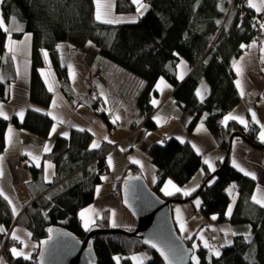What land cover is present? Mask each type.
Returning <instances> with one entry per match:
<instances>
[{
  "label": "trees",
  "instance_id": "trees-1",
  "mask_svg": "<svg viewBox=\"0 0 264 264\" xmlns=\"http://www.w3.org/2000/svg\"><path fill=\"white\" fill-rule=\"evenodd\" d=\"M146 1L150 9L136 22L107 23L96 19V0H2L1 14L5 24L18 20L24 25L22 32L16 31L12 36L21 39L24 34L33 35L30 100L43 107H50L54 100V92L49 91L44 75L47 60L42 54L43 49L50 56L51 66L65 97L71 102L89 104L111 126L108 114L103 112L105 105L104 109L99 107V98L80 99L75 95L70 87L68 70L62 65L57 48V45L66 42L74 49H81L91 41L99 47L102 58L145 84L138 101L140 115L147 119L145 127L148 130L158 127L150 116L155 110L150 97L158 80L164 77L175 89L176 102L184 111L194 115L190 131L199 121L205 120L211 132L219 137L225 152L230 146V137L236 132L255 147L264 149V143L257 141L256 130L246 131L235 122L228 123L227 127L223 124L222 128L218 124L241 103L233 63L245 51L241 44L252 45L257 35L262 36L258 26L252 27L254 12L249 9V15L242 16V12L231 9L232 3L238 0ZM136 8L132 0H115V9L120 15H132ZM221 8L225 10L221 11ZM5 29V26H0V101L8 102L11 80L6 82L1 79L3 56L8 50L9 38V31ZM181 60L193 68L190 76L183 81L177 77ZM203 79L209 83L211 94L200 102L196 90ZM54 122L50 115L31 108L26 110L23 122L17 116L11 120L0 117V154L6 150L7 130L11 123L18 129L49 139ZM80 129L78 126L70 127L68 137L58 136L50 154H44V161H50L55 166V178L51 183L44 177L43 165L30 168L34 176L30 189L33 191L35 187V198L17 220L11 205L4 196H0V225L7 230L14 225L27 229L37 242L32 258L24 260L12 256L10 241H5L4 234L0 233V241L4 244L2 254L8 264H38L40 245L52 235L54 229H69L78 237H85L89 232L84 229L79 213L94 203L95 190L103 182L101 177L109 173L107 154L113 145L107 141L99 148L90 150V145L96 141L94 135L87 129ZM150 157L165 173L161 175L158 187H153L154 191L163 199L175 197L185 200L181 194L163 196L159 187L166 177L184 186L203 166L202 157L188 143H181L175 138L165 144L152 145ZM223 162L219 161L217 165V182L211 187L206 184L201 194L204 200L201 209L207 217L216 215L221 223L248 224L252 230L251 242L244 239V234L236 235L232 243L221 250V256H211V259V250L199 247L197 254L200 264H264V208L252 201L257 182L236 170L230 161L222 167ZM136 173L138 177L142 176L132 165L117 181L116 192L119 195H123L122 180ZM211 174L207 170L206 177ZM233 183L239 187V200L229 217L225 213L232 199L225 189ZM103 215V219L98 220L93 228H110L109 215ZM49 229L52 231L49 232ZM192 242L186 241L193 248ZM91 245L99 259L97 264H116L115 256L121 257L120 264H135L132 256L145 250L152 256L145 264H164L160 256L137 238L101 234L93 238Z\"/></svg>",
  "mask_w": 264,
  "mask_h": 264
},
{
  "label": "crops",
  "instance_id": "crops-1",
  "mask_svg": "<svg viewBox=\"0 0 264 264\" xmlns=\"http://www.w3.org/2000/svg\"><path fill=\"white\" fill-rule=\"evenodd\" d=\"M254 2L259 3V0H254ZM108 4L112 10L111 16L114 15V12H116L114 10V0H99V3L96 2V14L99 7L102 5L107 6ZM248 8L255 14H264L257 13L255 9L250 7ZM135 14L136 13L132 15L125 14L126 16H123L121 20L126 22L138 20L139 16ZM105 17L108 18L109 15L107 14ZM15 21H12L11 24H13ZM0 23H2L3 26L6 25L4 20L3 22L0 21ZM11 24H9L10 28L12 26ZM16 28V31L22 32L24 30V25L21 23L16 24ZM15 32L9 31V38L7 42L8 50L5 53L6 55L3 56L4 70L2 72L1 79L6 82L7 80H11L9 87L10 96L8 102L0 101V103L3 104V111L10 117L9 120H11L14 116H17L20 119V117L17 115V113L20 111H23L25 114L27 109H38V112H43L46 114L51 113V118L56 117V119L53 120L55 121L54 124L57 125L56 132L53 133L49 139L41 138L35 133L28 132L21 128L18 129L13 123L9 125V127L12 128L14 135L10 145L8 143V139L6 140V150L4 153L0 154V157L3 158L2 161H0V168L3 170V175H0V189H3L4 195H6L10 200H12L13 204L16 205L18 212V214L14 216L16 220L23 212L24 206L30 204L35 198V187H33V191L30 189L32 187L31 184H33L34 181V176L32 175L30 168L36 163L32 157H40V166L43 165L44 175L45 177L46 175L48 177V179H45L47 182L51 183L55 178V166L52 168H47V171H45L46 165L43 156L44 154H50L55 144L54 141L58 136L61 135V132H68L70 127L78 126L80 128L90 130V132H92L94 135L95 140L97 137V129H99L104 135L103 138L99 140L101 144L107 141L114 142L111 143L113 146L109 149L107 154V157L110 155L112 158V166H110L108 170L109 173L104 176L107 177V179L103 180L102 184L98 185L100 186L99 195H97L95 190L96 199L94 203L85 209L89 210L86 213V216H94V214L98 212L99 215L103 217V214L108 211L111 218L112 213L115 212V221L118 227L123 225L128 228L130 226L126 224L127 211L123 203V198L116 192L118 183L117 181L127 173V170L130 168V166L133 165L137 167L139 173L142 174L145 181L148 182L151 188L158 187V184L161 181L160 175L162 174L163 176L165 174L163 169H160L150 157L152 145L165 144L166 142L172 140V138L177 139V137H179L180 139L177 140L180 142L183 140V143H188L192 147L193 145H196V147L200 149V154L198 155L202 157V160H204L205 157L210 158L213 161L216 169L218 168L217 165L220 161L219 158L223 157V161L225 160L226 152L220 145V139L217 135H214L211 132V129L209 128V125L206 124L205 120L199 121L192 131L189 130V126L192 123L194 115L184 111L183 108L180 107V105L176 102L174 99L175 89L172 84L164 77L163 79L165 83L161 84V90H156L155 88L151 92L152 95L150 97V102L153 98L158 101V104L155 106L151 103L155 107V110L150 115L158 127L157 129L148 130L145 127L147 119L140 115L141 107L139 106L138 101L139 93L141 90H143L145 84L139 78L127 72L128 74L126 73L125 75H128L127 79L130 81L129 85H131L129 86V91L127 88L124 89V86L120 84L118 85L116 83L117 77L115 74L108 71V68L115 66V64L105 62L104 58H102L100 54L99 47L95 43H92L91 45L88 44L86 47L81 49H74L66 42H62L59 44L61 45L59 52L61 55L62 65L68 70L70 87L73 88L75 95L80 97V99L99 98L100 105H98L103 109V106L105 105L106 108L103 112L108 114L107 118L110 119L112 123L111 126H109L110 124L101 118L100 115L97 114V112H95V110H93L89 104L78 101L71 102L65 97L64 93L62 92V88H60V81L58 77H55L56 75L54 69L50 63V56L47 58L44 75L47 79L49 87L51 86L54 92V100L50 107H43L33 103L30 100V75L32 69L31 45L33 35L24 34L25 36H23L21 39H15V37L12 36V33ZM261 35V46H258L255 43L254 47H251L249 51H244L236 61L243 67V74L242 76H238L235 71V80H241L245 95L241 96V103L230 112L233 115L243 116L249 122L248 130H256V133H258L257 141L259 142H261L259 139V132L261 131L260 125L254 124L252 122L251 112L248 110L251 109L252 111H255L261 124H264V30H261ZM13 56L15 59H13ZM182 61L183 60H181V62ZM181 62L177 68V77L179 81L187 79L193 72V68H191V66H189L186 61H183V63ZM68 65H72V68L75 72V80H73L69 74V69L67 67ZM104 68L105 70L103 72ZM181 76H183V79H180ZM159 81L160 79L158 82ZM165 85H170V87H166ZM94 86L98 87V91L93 94L91 90ZM102 86L104 89H102ZM204 86H206L207 91H205ZM198 89H200L204 95L203 100H205L211 94L210 85L204 79L202 80ZM238 90L240 91L239 88ZM113 94H115V98L112 100L110 108H108L106 96L112 97ZM198 99L200 102H202L199 97ZM115 116L120 117V119L117 120V124H113L112 122ZM154 117L157 119H154ZM58 120H63L64 123L60 124L58 123ZM202 122L203 128L206 131H197ZM231 122L241 125L238 121H229L228 123ZM241 126L244 127L243 125ZM8 135L9 133L7 130V138ZM105 137H107V139H105ZM45 144L51 148V151L48 153L43 152ZM232 145L233 149L230 159L231 166H233L232 160L234 158L236 162L245 170L255 173L257 189L255 190L254 195H257L258 198L264 197V149L255 147L249 141H246L244 138L239 136L233 140ZM121 149H124V151H121ZM28 153H31L32 155H28ZM133 160H139L140 164L134 163ZM116 165L117 170H115ZM201 168H203L204 172L207 174V165L203 163V166L200 167V169ZM200 169L193 177H198V182L200 185H202V183L206 180V174L200 176ZM235 169L238 170L237 168ZM113 171H116L115 176H113ZM3 176H8L7 184H3ZM135 176H138V174L136 173ZM153 177H155V183L153 182ZM193 177L190 181L185 183L184 186L179 185L176 180L166 177L164 179L165 181L163 182V185L159 187V191L163 196L165 195L161 191V188L164 187L165 182L169 179H171L177 186L181 188L186 186H194ZM233 184H235L236 187L233 189L232 195H230V197L231 199L233 196L236 197V201L234 203L236 205L239 200V187L236 183ZM23 185L28 186L30 193H27V191L24 190L25 192L21 196L19 195L20 192L15 190V186L24 188ZM8 186L13 187L12 193L8 190ZM169 190L173 191L171 187ZM198 190L199 188L197 191ZM196 192L192 193L191 196L181 195L184 199H189ZM178 194L179 193L175 195ZM200 200L202 201V204L199 208L196 207L193 200L179 204L183 205L181 207H173V212H175L176 218L177 209L180 210V215H183L184 218L192 215L198 209H201L204 204V200H202V198H200ZM234 207L232 209V213L235 210ZM85 209L81 210L80 213ZM206 218L207 221L211 220V216ZM98 220L100 219H97L96 222ZM201 220H203V218ZM216 224H218L217 219L215 220V223L212 225V227L215 228ZM227 224H230V222L221 224L219 223L218 226L219 231L221 229L224 230L221 231V244L226 242L225 233H228L227 238L231 241H233V238L236 236L231 235V232H234L232 231L231 227L233 225L229 227L226 226ZM244 228L246 227L243 226L238 228V232L235 233H237V235L244 234L246 232ZM14 229L17 230L18 234L21 235V239L24 241V244H21L19 241H12L9 237L11 247L15 244L18 248H23L26 253H30L32 257L35 253L33 247L35 242L32 240V236H27L29 231L17 225L12 228V230ZM250 233L252 234V231ZM209 234L211 237V232H209ZM24 245H27V247ZM2 250L3 244L0 241V254L3 253ZM149 259L150 258H148V260ZM6 264L8 263L6 262Z\"/></svg>",
  "mask_w": 264,
  "mask_h": 264
},
{
  "label": "water",
  "instance_id": "water-1",
  "mask_svg": "<svg viewBox=\"0 0 264 264\" xmlns=\"http://www.w3.org/2000/svg\"><path fill=\"white\" fill-rule=\"evenodd\" d=\"M239 136L238 132L230 137L229 148L222 167L226 166L231 159L233 140ZM222 169V168H221ZM215 173L206 177L196 196L203 193L208 181ZM122 198L126 209L138 221V226L131 231L126 228H92L85 237H78L71 230L64 228L54 229L52 235L47 238V243L40 245V253L37 257L38 264H97L99 259L95 248L89 245L97 235H125L137 238L143 245L149 247L156 253L164 264H191L193 248L178 233L177 225L174 223L172 205L185 203L179 198H162L151 188L144 177L130 175L122 180ZM193 199V197H192ZM127 201V203H125ZM152 241L157 245L153 248L145 241ZM163 250L168 260L161 255Z\"/></svg>",
  "mask_w": 264,
  "mask_h": 264
},
{
  "label": "snow or ice",
  "instance_id": "snow-or-ice-1",
  "mask_svg": "<svg viewBox=\"0 0 264 264\" xmlns=\"http://www.w3.org/2000/svg\"><path fill=\"white\" fill-rule=\"evenodd\" d=\"M0 2H2V0H0ZM96 2L99 3V0H96ZM229 2H230V0H229ZM132 3L137 5L138 16H143L145 14V12L147 11V9H148V6L143 3V0H132ZM247 5H248V7L252 8V9H255V11L257 13H264V0H259V3H255L254 0H247ZM224 10L225 9L221 8V11H224ZM96 19L97 20L101 19V15H100L99 9H97ZM0 20H2V17H0ZM105 22H107V23H120L121 21L117 19V20H106ZM131 22H136V21L133 20ZM216 23L219 24L220 21H216ZM0 26H2V23H0ZM257 26H259V28L261 30H264V22H260L258 20L256 23H254L252 25L253 28H255ZM5 31H7V29H5ZM26 38H28V37H26ZM88 43H89V45L92 44L91 41H89ZM254 46H255V41L250 46L241 44L240 47L241 48H245V47H254ZM60 47H61V45H57V48H60ZM41 51H42V54H43L45 60H47V58H48L47 51L43 50V49ZM13 59H15L14 56H13ZM181 63H183V61ZM67 67L69 69V74H70L71 78L73 80H75V72H74V70L72 68V65H68ZM233 67H234L237 75L238 76H242L243 67L238 62H234L233 63ZM180 79H183V76H181ZM164 83H165L164 79H163V77H161L160 81L156 85V90H161V84H164ZM235 83H236V86L240 89V95L244 96L245 92H244L241 80L237 79ZM165 86L166 87H170V85H165ZM204 88H205V91H207L206 86H204ZM49 91H52L51 86L49 87ZM196 95L200 98L201 101H203L204 95L202 94L200 89L196 90ZM151 103L155 106V105L158 104V101L155 98H153L151 100ZM81 106H83V105H81ZM37 111H39V110L37 109ZM248 111L251 112V120H252V122L254 124L260 125L261 131L259 132V139H260V141L262 143H264V124H261L260 120L257 118V114H256L255 111H252L251 109H249ZM17 115L20 117L21 122H23L24 112L20 111L19 113H17ZM48 115H51V113H48ZM205 115H207V114H205ZM0 117H2L4 120H9L10 119V117L3 111V104L2 103H0ZM53 119H56V117H53ZM119 119H120L119 116H115L112 122L115 123ZM154 119H157V118L154 117ZM229 121H238L241 125H243L245 127V130L249 129V122L243 116L233 115L232 113H229V114L224 116V118L221 121V123H223L227 127ZM58 123L62 124V123H64V121L63 120H58ZM56 127H57V125L53 124L52 129H51V131L49 133L50 137H51V135L53 133L56 132ZM201 130H205L203 128V122L201 123L200 127L197 129V131H201ZM80 131H85V129L81 128ZM88 131H90V130H88ZM8 133H9V135H8L7 139H8V143L10 145L12 143V137L14 135V132H13L11 127H9V129H8ZM61 135L63 137H65V138L68 137V133L67 132H61ZM105 139H107V137H105ZM177 139H180V138L177 137ZM181 142L183 143V140H181ZM109 143H114V142L113 141H109ZM99 147H100V144L97 143L96 141H93L92 144L90 145V150L97 149ZM193 148L196 149L197 154H200V149L197 148L196 145H193ZM50 151H51V148L47 144H45V146L43 148V152L44 153H48ZM121 151H124V149H121ZM28 155H32V154L28 153ZM2 159L3 158L0 157V161H2ZM32 159L36 162L35 166L39 168L40 167V162H39L40 161V157L39 156H33ZM219 159H220L221 162H223V157H221ZM133 162L137 163V164H140L139 160H133ZM108 163H109V166H112V158H111L110 155L108 157ZM203 163L205 165H207L209 173H215L216 172L217 169L214 166V163H213V161L210 158L205 157V159L203 160ZM45 165H46V170L45 171H47V168L54 167L48 161H45ZM232 165H233V167L237 168L241 173H243L245 176H250L254 180L256 179L255 173L245 170L243 167H241L236 162V160L234 158L232 160ZM205 174L206 173L204 172V169L201 168L200 172H199V175L203 176ZM0 175H3L2 168H0ZM45 178L48 179L47 175H46ZM106 179H107V177H103V176L101 177V180H106ZM217 180H218L217 177L212 176L208 181H206V183H207V185L209 187H211L212 185H214L217 182ZM153 182L155 183V177H153ZM193 182H194V186H191V187H187L186 186L184 188H181V187L177 186L171 179H169V180H167L165 182L164 187L161 188V191L166 196H172V195H175L177 193L182 194L183 196H191L192 193L196 192L197 189L201 187L200 183L198 182V177H193ZM170 187L173 189V191L169 190ZM235 187H236L235 184H231L227 189H225V191L229 195H232L233 189H235ZM99 192H100V186H97V188H96L97 195H99ZM0 196H4V199L7 200L10 205H12L13 216H16L18 214L17 207H16V205L13 204L12 200H10L6 195H4L3 189H0ZM235 199H236V197L233 196L232 197V201L233 202L231 204H229V206L227 208V211L225 213L226 216H229V217L231 216L233 205L235 203ZM252 201L254 203L260 205L262 208H264V197L258 198L257 195H253L252 196ZM125 203H127V201H125ZM194 204L196 205L197 208H199L201 206L202 201L200 200L199 197H197L194 200ZM88 211H89L88 209H85L84 211H82L80 213V218L83 221L84 229L86 231H91L93 227L97 226L96 220L97 219H103V217H101L98 212H96L94 214V216H86V213ZM177 213H178V218H179V214H180V210L179 209H177ZM211 218L213 220H216L218 217L216 215H213ZM110 226L113 227V228L118 226L116 221H115V212L112 213V217L110 218ZM181 228H182V230L184 229V224L183 223L181 224ZM48 231L51 232L52 229H49ZM220 231H224V230L221 229ZM0 233L5 234V235H9L7 230L2 225H0ZM31 235L32 234L30 232L27 233V236L30 237ZM231 235L235 236V235H237V233L231 232ZM227 237H228V233H225V241L226 242L224 244H221L220 248L227 247L228 245H230L232 243V241L229 240ZM189 238H191V237H189ZM10 239L12 241H19L21 244H24V241L21 239V235L18 234V231L15 230V229L10 233ZM200 239L204 241V247L205 248H209L211 250V254H210L209 259H211V256H215V257L221 256V251L218 248H216L215 246L210 245L207 240H204V237L202 235L200 236ZM244 239L247 240L250 243L251 242V233L249 232L248 234H246L244 236ZM145 242L151 244V246L153 248H157V245L155 243H153L152 241L149 240V241H145ZM43 243H47V241H44ZM24 246L27 247V245H24ZM33 247H35V246H33ZM89 247H91V244L89 245ZM198 247H199V245H197L195 243L193 244V249H196ZM158 250H160V249H158ZM9 251L12 254V256L16 257V258H23L24 260H30L32 258L30 253H26L23 250V248H18L15 244L9 249ZM160 252H161V255H163L164 258L166 260H168L167 254L163 250H160ZM113 259L116 261V264H120L121 257L115 256V257H113ZM132 259L135 260L137 258L136 257H132ZM191 259L194 261V264H200L199 257L193 255L191 257ZM0 264H5V262L3 261L2 257H0ZM138 264H143V260H139Z\"/></svg>",
  "mask_w": 264,
  "mask_h": 264
},
{
  "label": "rangeland",
  "instance_id": "rangeland-1",
  "mask_svg": "<svg viewBox=\"0 0 264 264\" xmlns=\"http://www.w3.org/2000/svg\"><path fill=\"white\" fill-rule=\"evenodd\" d=\"M111 1V0H110ZM115 1V0H114ZM143 3L144 4H146L147 6H148V3H147V1L146 0H143ZM137 6V5H136ZM100 11V15H101V19L99 20V21H106V20H120V21H123V20H121L122 19V17L123 16H126L125 14H123L122 16H120V14H118V12L116 11V9L114 8V10L116 11V12H114V15H112L111 16V7H110V5L108 4L107 6H101V7H99L98 8ZM137 9V8H136ZM150 8H148L147 9V11L149 10ZM147 11L145 12V13H147ZM135 13L138 15V13H137V10L135 11ZM109 15V17L107 18V17H105L106 15ZM135 14V15H136ZM104 16V17H103ZM144 16V15H143ZM0 17H2V20H0V21H2L3 22V20H4V18H3V15L1 14V4H0ZM139 17H141V16H139ZM138 17V18H139ZM17 22V23H16ZM16 24H20V22L19 21H15L13 24H11L12 26H11V28H10V26L9 25H5L6 26V29L7 30H9L10 32H12V31H16L17 30V28H16ZM19 32V31H18ZM25 35H32V34H30V33H27V34H25ZM24 35V36H25ZM73 48V47H72ZM104 58V57H103ZM104 60H105V62H109L108 60H106L105 58H104ZM112 64V63H111ZM104 70H105V68L103 69V72H104ZM108 71H110V72H113L114 74H115V76L117 77V80H116V83L119 85H122V86H124L123 88L124 89H126L127 88V90L129 91V86H131V85H129L130 84V81H128V79H127V77H128V75H125L128 71H126V70H124V69H122L121 67H119L118 65H116L115 64V66H112V67H110V68H108ZM106 73H108V72H106ZM129 73V72H128ZM127 73V74H128ZM130 74V73H129ZM56 75V74H55ZM55 77H57V76H55ZM93 86V85H92ZM126 86V87H125ZM122 88V89H123ZM102 89H104V87L102 86ZM92 92H93V94L95 93V92H97L98 91V87H96V86H94L93 88H92V90H91ZM127 91V92H128ZM115 94H113L112 95V97H108V96H106V98H107V105H108V108H110V106H111V102H112V100L115 98V96H114ZM113 124H117V121L115 122V123H113ZM103 132L102 131H100L99 129H97V137H96V142L97 143H99V144H101L100 142H99V140H101V138H103ZM11 148V147H10ZM227 153V152H226ZM50 163V162H49ZM53 165V164H52ZM54 166V165H53ZM115 170H117V165L115 166ZM114 173H113V176H115V173H116V171H113ZM4 178H3V184H7L8 183V176L7 177H5V176H3ZM44 177H45V175H44ZM1 181V180H0ZM203 184V183H202ZM24 186V188H21V187H18V186H15V190L17 191V192H20V194L19 195H23V193L25 192V191H27V193H30V191H29V188H28V186H26V185H23ZM9 187V186H8ZM229 187V186H228ZM23 189V190H22ZM8 190L12 193V190H13V187H9L8 188ZM25 190V191H24ZM199 190H200V188H199ZM199 190L192 196L193 197V199H192V197L191 198H189V199H187V198H185L186 199V202H189L190 200H195L197 197H199V198H202L201 197V194L200 195H198V196H196V194L199 192ZM203 200V199H202ZM236 201V200H235ZM233 202V201H232ZM231 202V203H232ZM179 204H182V203H177V202H175V204H173L172 205V212H173V207H177V206H183V205H179ZM125 205V204H124ZM235 205V204H234ZM234 205H233V207H234ZM26 206H28V204L27 205H25L24 206V209H25V207ZM126 208V207H125ZM198 210H200V209H198ZM195 211V213H193L192 215H190V216H188V217H186V218H184L183 217V215H180L179 214V218H178V213H177V218H176V216H175V212H173V218H174V223H176V225H177V229H178V232L180 233V235L182 236V238L184 239V240H189V241H193L192 243L194 244H197V245H199V247H204V241L203 240H201L200 239V236L202 235L203 237H204V240H207V241H209V244H213V246H215L216 248H218L220 251L224 248H220V244H221V242H220V238L222 237V235H221V231H219L218 229V226H219V223L221 224V222L220 221H218V224H216V227L215 228H213L212 227V225L215 223V220H213L212 218H211V222L210 221H207V216H205V211H203L202 212V214H199V211ZM202 210V209H201ZM24 211V210H23ZM126 214H127V219H126V224H128V225H130V226H133V227H125V226H121V227H115V228H118V229H122V228H126V229H128V230H131V231H133V230H135L136 228H137V226H138V221L136 220V218L133 216V214H130L129 213V211L126 209ZM105 213H107V215H109V212L108 211H106ZM22 214V213H21ZM211 217L213 216V215H210ZM109 217H110V215H109ZM191 218V219H190ZM203 218V220H201ZM184 224V229L182 230V228H181V224ZM231 225H233V224H227L226 226H231ZM15 226V225H14ZM243 226H245L246 228H244V230H246V232L244 233V234H248L249 232H251L252 230L249 228V226L248 225H246V224H240V225H233V226H231L232 227V231H234V232H238L237 230H238V228H240V227H243ZM20 227V226H19ZM228 227V228H229ZM110 228H111V226H110ZM7 230V229H6ZM13 230H12V227L11 228H9L8 230H7V232H8V234L9 235H5L4 234V237H5V241L6 240H9V237H10V233L12 232ZM209 232H211V237H210V234H209ZM197 233H198V235H197ZM3 236V235H2ZM196 236V239H194V237ZM189 237H191V238H189ZM210 237V238H209ZM194 239V240H193ZM209 239V240H208ZM33 240V239H32ZM2 242V241H1ZM35 242V241H34ZM3 244V243H2ZM34 250L36 249V246H37V242H35L34 243ZM193 246V245H192ZM199 247L198 248H196V249H193V255H195V256H197L198 257V254H197V251H198V249H199ZM3 249H4V244H3ZM208 249V248H207ZM3 251V250H2ZM151 254H150V252L148 251V250H145V252H143V251H139L138 253H135L134 254V256H132V257H136L137 259H133L134 260V263L135 264H138V261L139 260H143V264H145L146 263V261L148 260V258H151L152 256H150ZM0 257H2L3 258V261L5 262V264H6V257H5V255H3V254H0ZM193 261V260H192ZM194 262V261H193Z\"/></svg>",
  "mask_w": 264,
  "mask_h": 264
},
{
  "label": "built area",
  "instance_id": "built-area-1",
  "mask_svg": "<svg viewBox=\"0 0 264 264\" xmlns=\"http://www.w3.org/2000/svg\"><path fill=\"white\" fill-rule=\"evenodd\" d=\"M231 9L233 10H237L239 12H242V16H247L249 15V8L247 7V4H246V0H238V2L236 3V1H234L230 7ZM254 16H253V21L254 23H256L258 20L260 22H263L264 20V14L263 15H259V14H255L253 13ZM259 28V26H258ZM255 41V43L258 45V46H261L262 44V39H261V36L260 35H257L256 38H254L253 42ZM253 44V43H252ZM248 46H250V44H247ZM251 49V47H245V51H249ZM219 124V127L222 128L223 127V123H218ZM162 175V174H161ZM160 175V177H161ZM199 211V214H202V210H198ZM204 213V212H203ZM191 219V218H190Z\"/></svg>",
  "mask_w": 264,
  "mask_h": 264
}]
</instances>
